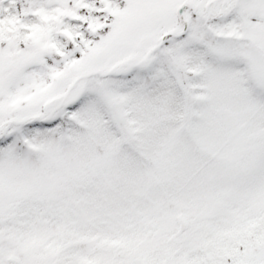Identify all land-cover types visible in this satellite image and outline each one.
<instances>
[{
  "label": "snow or ice",
  "instance_id": "snow-or-ice-1",
  "mask_svg": "<svg viewBox=\"0 0 264 264\" xmlns=\"http://www.w3.org/2000/svg\"><path fill=\"white\" fill-rule=\"evenodd\" d=\"M0 264H264V0H0Z\"/></svg>",
  "mask_w": 264,
  "mask_h": 264
}]
</instances>
